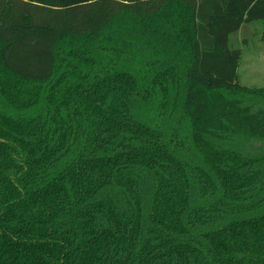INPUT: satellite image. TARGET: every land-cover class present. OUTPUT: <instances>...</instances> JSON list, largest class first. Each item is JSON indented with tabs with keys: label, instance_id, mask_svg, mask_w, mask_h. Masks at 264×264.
I'll use <instances>...</instances> for the list:
<instances>
[{
	"label": "trees",
	"instance_id": "1",
	"mask_svg": "<svg viewBox=\"0 0 264 264\" xmlns=\"http://www.w3.org/2000/svg\"><path fill=\"white\" fill-rule=\"evenodd\" d=\"M255 21L264 0H0V264H264V87L229 46Z\"/></svg>",
	"mask_w": 264,
	"mask_h": 264
},
{
	"label": "rangeland",
	"instance_id": "2",
	"mask_svg": "<svg viewBox=\"0 0 264 264\" xmlns=\"http://www.w3.org/2000/svg\"><path fill=\"white\" fill-rule=\"evenodd\" d=\"M264 22L245 24L229 38V46L240 49L239 83L249 88L264 87Z\"/></svg>",
	"mask_w": 264,
	"mask_h": 264
},
{
	"label": "crops",
	"instance_id": "3",
	"mask_svg": "<svg viewBox=\"0 0 264 264\" xmlns=\"http://www.w3.org/2000/svg\"><path fill=\"white\" fill-rule=\"evenodd\" d=\"M255 22H257V21H255ZM263 22H264V21H263ZM251 23H252V22H251ZM251 23H247V24H251ZM247 24H246V25H247ZM244 25H245V24H244Z\"/></svg>",
	"mask_w": 264,
	"mask_h": 264
}]
</instances>
